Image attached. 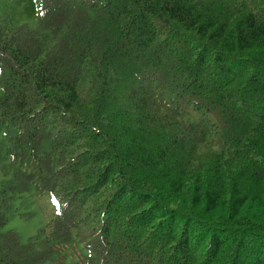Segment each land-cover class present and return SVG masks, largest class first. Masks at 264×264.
<instances>
[{"label": "trees", "instance_id": "1", "mask_svg": "<svg viewBox=\"0 0 264 264\" xmlns=\"http://www.w3.org/2000/svg\"><path fill=\"white\" fill-rule=\"evenodd\" d=\"M0 264H264V0H0Z\"/></svg>", "mask_w": 264, "mask_h": 264}, {"label": "rangeland", "instance_id": "2", "mask_svg": "<svg viewBox=\"0 0 264 264\" xmlns=\"http://www.w3.org/2000/svg\"><path fill=\"white\" fill-rule=\"evenodd\" d=\"M191 119L193 121H197L199 119V116L197 114H193ZM55 202H57L56 198L51 197V204L57 206V203ZM45 210V206L40 205L37 211L35 212L34 216H29L27 214L30 212L29 208H24L21 211H17L10 220L7 228L15 230L20 236L21 240L23 242H26L28 241V239L35 237L38 234L39 230L44 227L46 217H48L47 212L43 214Z\"/></svg>", "mask_w": 264, "mask_h": 264}]
</instances>
